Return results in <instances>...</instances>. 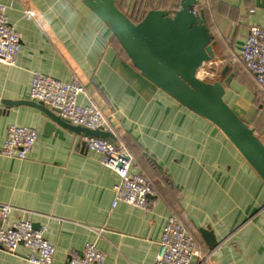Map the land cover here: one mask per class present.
I'll return each mask as SVG.
<instances>
[{
	"label": "crops",
	"instance_id": "obj_1",
	"mask_svg": "<svg viewBox=\"0 0 264 264\" xmlns=\"http://www.w3.org/2000/svg\"><path fill=\"white\" fill-rule=\"evenodd\" d=\"M0 3L22 40L17 63H0V150L9 125L39 133L24 159L0 152V203L15 208L11 222L29 219L42 229L55 246L54 264L81 255L89 242L106 253L103 264H155L170 216L204 253L212 252V264H264V181L216 125L147 79L81 0ZM179 3L157 0L154 7L174 11ZM133 4L119 0L127 14ZM197 8L205 13L216 55L200 70L226 86L225 99L238 108L226 101L264 142V93L241 62L251 26L264 25V0H198ZM35 72L76 79L85 87L79 102H94L108 115L116 142L133 157L131 169L154 185L151 207L114 205L121 176L87 148L84 136L58 125L60 134H48V117L39 107L8 104L33 101ZM194 219L213 232L215 248ZM28 252L23 246L17 254L0 247V264H33Z\"/></svg>",
	"mask_w": 264,
	"mask_h": 264
},
{
	"label": "built area",
	"instance_id": "obj_2",
	"mask_svg": "<svg viewBox=\"0 0 264 264\" xmlns=\"http://www.w3.org/2000/svg\"><path fill=\"white\" fill-rule=\"evenodd\" d=\"M195 14L199 11L197 7ZM22 47L20 33L10 23L7 6L0 3V63L13 66ZM241 57L248 70L255 76L264 92V25H253L246 37ZM199 72V71H198ZM85 87L76 79L63 81L42 72H35L32 78L30 99L57 110L59 115L71 124L92 130L112 131L108 115L94 102L83 105L79 102ZM38 131L30 126L12 124L0 152L8 157L24 159L34 148ZM85 144L91 151L101 155L102 163L117 171L121 186L117 201L148 209L155 203L156 189L144 175L133 171V157L126 146L116 141L98 137H85ZM15 208L0 203V247L10 253H18L20 246L29 252L27 259L33 264H54L55 246L47 240L42 229H36L29 219L10 221ZM160 250L155 264H212V252L204 253L196 239L176 216H170L160 237ZM106 253L95 243H87L81 255L73 256L66 264H103Z\"/></svg>",
	"mask_w": 264,
	"mask_h": 264
},
{
	"label": "water",
	"instance_id": "obj_3",
	"mask_svg": "<svg viewBox=\"0 0 264 264\" xmlns=\"http://www.w3.org/2000/svg\"><path fill=\"white\" fill-rule=\"evenodd\" d=\"M81 1L110 29L132 64L147 79L189 110L216 125L264 181V142L226 101V86L198 76L200 68L216 58L204 13H194L198 0H180L179 8L173 13L165 9H151L138 23L118 7L116 0ZM228 68L225 67L222 74L225 75ZM232 79L233 76L229 75L226 83L230 84ZM19 103L35 105L45 112L48 134H60L61 131H56L55 127L58 125L84 137L116 141L112 131L73 125L57 110L49 109L42 103L8 102ZM194 221L208 245L215 248L213 232Z\"/></svg>",
	"mask_w": 264,
	"mask_h": 264
},
{
	"label": "trees",
	"instance_id": "obj_4",
	"mask_svg": "<svg viewBox=\"0 0 264 264\" xmlns=\"http://www.w3.org/2000/svg\"><path fill=\"white\" fill-rule=\"evenodd\" d=\"M157 0H134V4L133 5H130L129 9H130V13L131 15H128L132 21H134L135 23H138L140 22L144 17L145 15L147 14V12L151 9H162V8H155L154 7V4L156 3ZM116 4L118 5V7L121 9V6L119 5V0H116ZM180 4V3H179ZM123 8V7H122ZM137 8H140L137 9ZM179 8V5L178 7L174 10L176 11L177 9ZM198 9V8H197ZM167 10V9H165ZM123 11V10H122ZM171 13H173L174 11H170V10H167ZM199 11V9H198ZM203 12V11H201ZM199 11V13H201ZM204 13V12H203ZM204 16H205V13H204ZM205 19H206V16H205ZM207 24V22H206ZM208 26V25H207ZM116 38V37H115ZM116 40L118 41V39L116 38ZM119 45L121 46L122 50L124 51V53L128 56V54L126 53V51L124 50V48L122 47V45L120 44V42L118 41ZM129 58V56H128ZM130 59V58H129ZM241 62H242V65L244 67V69L246 71H249L248 68L246 67L245 63H244V60L242 59L241 57ZM250 72V71H249ZM251 73V72H250ZM256 79V78H255ZM210 82H216V81H210ZM258 84V83H257ZM258 91L261 92V93H264L259 85H258Z\"/></svg>",
	"mask_w": 264,
	"mask_h": 264
},
{
	"label": "rangeland",
	"instance_id": "obj_5",
	"mask_svg": "<svg viewBox=\"0 0 264 264\" xmlns=\"http://www.w3.org/2000/svg\"><path fill=\"white\" fill-rule=\"evenodd\" d=\"M137 9H139L140 10V8H137ZM128 10V9H127ZM127 14V13H126ZM128 15H131V13H130V10H128ZM207 63H209V62H207ZM208 71H211V70H209V69H207ZM215 75V74H214ZM198 76L200 77V78H204V79H207V80H209V81H213L212 79H211V76H208L207 74H205V71L204 70H199V72H198ZM226 99L231 103V104H233L236 108H238L237 107V104H236V102L233 100V99H231L230 97H226ZM246 106H248V105H246ZM246 120H249V122L251 121V118L249 117V116H246ZM258 136H260V135H258ZM261 138V137H260ZM262 139L264 140V135H263V137H262Z\"/></svg>",
	"mask_w": 264,
	"mask_h": 264
}]
</instances>
